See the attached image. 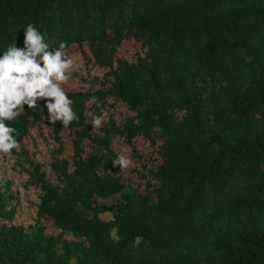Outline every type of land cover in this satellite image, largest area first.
Instances as JSON below:
<instances>
[{
    "label": "trees",
    "instance_id": "obj_1",
    "mask_svg": "<svg viewBox=\"0 0 264 264\" xmlns=\"http://www.w3.org/2000/svg\"><path fill=\"white\" fill-rule=\"evenodd\" d=\"M28 24L50 49L86 44L106 71L67 92V128L43 100L7 121L20 145L39 124L71 133L72 156L49 163L56 182H26L31 222L17 191L0 196V264H264V0H0V55L24 47ZM124 37L142 52L113 66ZM116 103L119 120L108 112L93 132L88 120ZM118 136L154 144L141 190L113 164Z\"/></svg>",
    "mask_w": 264,
    "mask_h": 264
},
{
    "label": "rangeland",
    "instance_id": "obj_2",
    "mask_svg": "<svg viewBox=\"0 0 264 264\" xmlns=\"http://www.w3.org/2000/svg\"><path fill=\"white\" fill-rule=\"evenodd\" d=\"M87 50L86 44H72L66 48L68 57L73 60V67L68 73L69 78L63 85L66 92L92 91L102 86V74L106 71V68L96 66L87 58H84V55H88ZM141 52L142 47L138 42L133 41L130 37H124L113 57V66L117 59L134 60ZM110 102L111 99L108 98L107 103L109 104ZM86 107L88 108L87 114L89 117V102H87ZM111 111L119 120L125 109L119 103H116L113 107L108 105L101 111L99 117L104 120L106 114ZM93 119H89L88 124L94 132L96 128L91 123ZM58 137L59 140H56L52 135L51 129L43 124L33 126L23 138L19 151L15 150V153L10 155L5 154L4 159H0V196L17 191L16 206L20 214L18 219L24 224L31 222L34 210V206L31 203L34 202V195L38 191L33 183L26 182L35 181V177H42L45 180L56 182L49 163L53 159L58 158L70 160L72 156L70 140L72 134L60 130ZM90 149L89 145L85 146L83 156ZM110 149L117 158L120 155H125L132 160V165L129 168H120L125 188L128 190H141L144 180L142 175L145 174L143 168L154 157L153 142L142 136H137L131 141L118 136L112 139ZM22 183H24V186ZM117 196L118 194L110 195L106 198L97 197L96 203L109 205L115 201ZM14 202L15 200L11 204ZM99 217L100 219H109L110 214L101 213Z\"/></svg>",
    "mask_w": 264,
    "mask_h": 264
},
{
    "label": "clouds",
    "instance_id": "obj_3",
    "mask_svg": "<svg viewBox=\"0 0 264 264\" xmlns=\"http://www.w3.org/2000/svg\"><path fill=\"white\" fill-rule=\"evenodd\" d=\"M24 37L23 48L14 41L0 55V154L19 151L20 144L14 135L17 130L7 121L17 119L25 105L34 109L38 101H45L49 122L60 121L65 128L78 120L71 107L73 102L63 87L73 67V60L66 52L67 45L61 42L59 48L50 49L44 35L33 24L26 26ZM91 123L99 128L102 117H95ZM113 164L127 169L132 160L120 155Z\"/></svg>",
    "mask_w": 264,
    "mask_h": 264
}]
</instances>
